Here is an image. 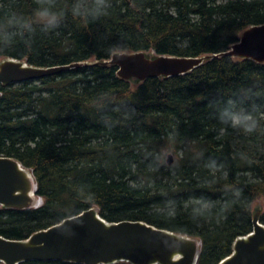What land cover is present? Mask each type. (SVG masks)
I'll list each match as a JSON object with an SVG mask.
<instances>
[{"label":"trees","instance_id":"obj_1","mask_svg":"<svg viewBox=\"0 0 264 264\" xmlns=\"http://www.w3.org/2000/svg\"><path fill=\"white\" fill-rule=\"evenodd\" d=\"M5 3L29 18L38 7L35 0H0ZM66 4L70 0H59L58 7ZM111 4L92 22L68 12L55 31L37 27L30 46L17 41L0 51V61L49 68L102 62L116 53L199 58L227 51L245 29L264 25V0ZM229 98L249 110L256 107L264 117V64L222 57L184 76L136 86L119 79L115 67L92 65L0 85V157L32 173L41 199L31 210L0 207V237L25 240L96 208L109 223L140 221L195 238L201 243L196 264H219L231 254L234 241L251 232L252 205L258 201L263 202L259 221L264 226V133L230 127L221 132L217 110ZM106 99L122 101L135 112L124 118L109 111L112 126L106 127L93 106ZM166 147L176 155L170 165L164 161ZM156 155L161 160L153 169L149 165ZM211 159L223 168L210 170ZM198 198L213 202L210 214L194 216L191 201Z\"/></svg>","mask_w":264,"mask_h":264},{"label":"water","instance_id":"obj_2","mask_svg":"<svg viewBox=\"0 0 264 264\" xmlns=\"http://www.w3.org/2000/svg\"><path fill=\"white\" fill-rule=\"evenodd\" d=\"M228 57L264 64V25L245 29L237 42L216 55L199 58L158 56L148 53H116L102 62H78L66 66L39 68L14 59L0 61V85L39 81L92 65L112 66L123 81L184 76L205 61ZM172 157H167V164ZM36 184L32 173L18 161L0 157V207L5 210L38 208L33 199ZM41 200V199H40ZM41 203V202H40ZM261 209L251 216L249 234L238 237L231 254L219 264H264V226ZM200 241L174 234L140 221L109 223L90 208L63 219L25 240L0 237V264L61 262L69 264H196Z\"/></svg>","mask_w":264,"mask_h":264},{"label":"clouds","instance_id":"obj_3","mask_svg":"<svg viewBox=\"0 0 264 264\" xmlns=\"http://www.w3.org/2000/svg\"><path fill=\"white\" fill-rule=\"evenodd\" d=\"M35 4L38 7L34 11V18L18 14L13 10L11 3L0 4V51L12 47L17 41L30 46L37 27L44 33L55 31L68 12L74 18L88 23L106 15L108 9L112 7L111 0H70V4H66L63 9L58 7L59 0H35ZM93 106L103 114L102 122L106 127L112 126V119L107 115L109 111L118 112L124 118H130L135 112L134 108L119 100L106 99ZM257 112L256 107L249 110L242 106L241 100L229 98L217 110L216 118L222 125L220 131L223 132L230 127L245 134L264 133V125L261 124L264 117L257 115ZM160 160L161 157L156 155L149 167L154 169ZM206 167L215 172L222 169L223 165H218L211 159ZM232 191L235 197L240 196V189ZM174 203L169 201V207L174 208ZM191 203L194 205V216L210 214L214 207L213 202L205 198L194 199Z\"/></svg>","mask_w":264,"mask_h":264},{"label":"rangeland","instance_id":"obj_4","mask_svg":"<svg viewBox=\"0 0 264 264\" xmlns=\"http://www.w3.org/2000/svg\"><path fill=\"white\" fill-rule=\"evenodd\" d=\"M149 55H153V53H148ZM153 57V56H152ZM129 83H130V85H132V86H136L137 84H138V82L137 81H135V80H131V81H129ZM164 161L167 159V157L168 156H171L172 157V159L173 160H175L176 159V155L174 154V151H173V148L172 147H166L165 149H164ZM41 204V203H40ZM39 204V205H40ZM262 207H263V202L262 201H258V202H256V203H254L253 205H252V208H253V210H255V209H262Z\"/></svg>","mask_w":264,"mask_h":264},{"label":"bare ground","instance_id":"obj_5","mask_svg":"<svg viewBox=\"0 0 264 264\" xmlns=\"http://www.w3.org/2000/svg\"><path fill=\"white\" fill-rule=\"evenodd\" d=\"M150 57H152L153 55H149ZM34 201H35V205L40 204L41 200L39 198H37L36 196L33 197Z\"/></svg>","mask_w":264,"mask_h":264}]
</instances>
